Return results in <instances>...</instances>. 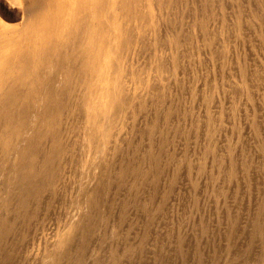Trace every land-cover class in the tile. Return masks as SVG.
I'll list each match as a JSON object with an SVG mask.
<instances>
[{"label": "bare ground", "instance_id": "obj_1", "mask_svg": "<svg viewBox=\"0 0 264 264\" xmlns=\"http://www.w3.org/2000/svg\"><path fill=\"white\" fill-rule=\"evenodd\" d=\"M4 1L0 264H264V0Z\"/></svg>", "mask_w": 264, "mask_h": 264}, {"label": "rangeland", "instance_id": "obj_2", "mask_svg": "<svg viewBox=\"0 0 264 264\" xmlns=\"http://www.w3.org/2000/svg\"><path fill=\"white\" fill-rule=\"evenodd\" d=\"M18 1H20V0H18ZM20 11H19V9L18 8H9L7 5H6V2L4 1V0H0V26L2 25V24H5V25H17L19 22H20ZM243 51V50H242ZM241 51V52H242ZM245 51H247V50H244L243 51V53H244V55L245 54H248V52L247 53H245ZM240 53V52H239ZM241 54V53H240ZM243 55V54H242ZM246 56V57H245ZM244 57H245V59H246V61H248L249 63H251V61H250V59H249V57H248V55H245ZM248 59V60H247ZM247 62V63H248ZM264 133V132H263ZM264 135H262V139L264 138L263 137ZM254 180H256V179H253L251 182H252V187H254L252 190H251V196H250V198L251 199H249V201H250V203L252 204H250L249 203V205H247L248 204V200H247V198L246 197H244L242 194L241 195H239V196H241L240 197V201L242 202V204H241V202H240V204H241V207L238 205V207H235L234 206V204L232 205V203L233 202H231V201H233V200H231L232 198L230 197V194H229V199L227 200V206H228V208H229V210H231L230 212H231V214H233L234 216H236V218H237V221L239 222L238 224H240V225H243V223H244V219H246L245 217L248 215V213L252 210L251 208L253 207V203L255 202L256 203V201L258 200V197H259V192H257V191H259V190H256V188H255V186L257 187V189H259V187H260V185L258 184V181H254ZM256 184V185H255ZM253 185H255V186H253ZM255 189V190H254ZM256 191V193L254 192V191ZM254 193V194H253ZM259 194V195H258ZM258 195V196H257ZM242 196H243V199H242ZM257 196V197H256ZM244 198L246 199V200H244ZM229 200H231V201H229ZM253 200V201H252ZM255 200V201H254ZM230 203H229V202ZM247 202V203H246ZM245 203H246V206H248V207H245ZM230 204V205H229ZM243 204H244V206H243ZM240 208H243V209H240ZM248 208V209H247ZM246 209V210H245ZM233 210H234V212H233ZM248 210V211H247ZM180 210H178V211H176V213L177 212H179ZM242 213L241 214V216H239L238 215V213ZM248 212V213H247ZM205 214L206 213H208V214H203L204 215V218H205V216L207 217V219L209 220H211V219H213V215H211V213H210V215H209V212H204ZM177 214H182L181 213V211H180V213H177ZM246 215V216H245ZM212 217V218H211ZM238 217L240 218V219H238ZM243 217H244V219H243ZM206 219V218H205ZM216 238H218L217 240H216ZM215 238V241H214V239H213V241L214 242H212L213 244L215 243V246L217 247L218 245H219V243H221L219 246H218V249L220 248V247H222V243L225 241L223 238H220V237H216ZM221 241H220V240ZM217 241H219V242H217ZM226 242V241H225ZM218 244V245H217ZM225 245H226V243L223 245V247H225ZM223 247L222 248H220L219 250H221V249H223ZM210 250H212V247L211 246H209V248L207 247V248H205L204 249V251L202 252L203 254H202V256H204V257H202L203 259H204V261L206 260H208V258L209 257H211L212 256V254H213V250L212 251H210ZM207 251V252H206ZM212 253V254H211ZM206 255H207V257H206ZM219 257L221 258V261L222 262H224V260L223 259H225L224 257V255L222 256H220L219 255ZM219 257H218V259H219ZM206 261H205V263H206ZM220 261V260H219ZM221 261L220 262H218V263H220L221 264ZM188 263L189 264H191V262H189L188 261ZM223 264V263H222Z\"/></svg>", "mask_w": 264, "mask_h": 264}]
</instances>
